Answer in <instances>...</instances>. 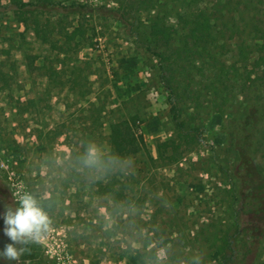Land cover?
<instances>
[{
  "label": "rangeland",
  "instance_id": "obj_1",
  "mask_svg": "<svg viewBox=\"0 0 264 264\" xmlns=\"http://www.w3.org/2000/svg\"><path fill=\"white\" fill-rule=\"evenodd\" d=\"M31 1L0 0V231L25 192L52 224L0 263L264 264L262 227L243 214L257 201L242 198L246 167L264 175V0H54L88 9L36 11L25 26L14 4ZM200 10L222 32L183 57L179 18ZM155 20L174 31L168 44L150 36ZM62 28L80 34L66 57ZM118 119L134 122L149 156L83 169L89 144L110 160Z\"/></svg>",
  "mask_w": 264,
  "mask_h": 264
},
{
  "label": "trees",
  "instance_id": "obj_2",
  "mask_svg": "<svg viewBox=\"0 0 264 264\" xmlns=\"http://www.w3.org/2000/svg\"><path fill=\"white\" fill-rule=\"evenodd\" d=\"M71 8L88 9V7L85 5L74 4L65 6L61 5L58 2H55L54 0H35L31 2H21L19 4H14V10L16 11V13H18L20 21L25 26L26 15H28V17H30L31 19H34V22H36V18L34 16L36 11L43 12ZM179 20L183 23V26H185V34L183 35V39L189 41L187 43L186 41H184V48L180 50V53H182L183 57H189L191 56V53L194 52V50H191L189 47H187L188 44L191 45L190 47L198 46L199 43L202 46L213 44L216 38L214 33L222 32V30H215L213 25L210 23L208 15L203 10L197 11L191 18H179ZM256 29L257 28H252V31ZM59 31L63 38V42L58 45V48L61 49L63 56L66 57L69 49H71L70 47L77 46L79 44V42H73L75 36L79 34V30L77 28H73L71 31H66L62 28ZM173 33V30L164 27L163 23H160L157 20H155L150 27V36L156 43L158 42L168 44L169 40L173 38ZM2 54H4V51H1L0 55ZM156 55L163 57V54H161L160 52H158ZM24 60L25 67L28 72H32L33 70L38 68L37 66H34L33 57L26 55L24 56ZM231 71L232 70L230 66L218 68L217 74L215 75L214 79L219 81V79L223 76L227 78V73H231ZM45 72L47 77L50 78L56 71L53 70V67L47 66V68H45ZM74 73L75 70L71 69L70 74ZM0 81L2 82L0 88L4 89L7 82L6 73H0ZM171 119L174 121L177 130H182L183 124L178 120L177 111L174 106L171 107ZM133 124L134 122L128 119H118L110 122L107 143L109 147L107 153L108 158H119V160L122 161L139 153H145L149 156L142 135L133 130ZM234 154L238 158V160L244 163V150L237 148L235 149ZM242 198L257 201L256 207L253 206L246 209L243 214L250 219L256 220L262 227L260 232L264 233V175H262L258 170L250 168L248 166L246 167L245 172ZM8 243H11V241L4 234L3 228V230L0 231V251H3L5 245ZM6 263L10 264V262Z\"/></svg>",
  "mask_w": 264,
  "mask_h": 264
},
{
  "label": "clouds",
  "instance_id": "obj_3",
  "mask_svg": "<svg viewBox=\"0 0 264 264\" xmlns=\"http://www.w3.org/2000/svg\"><path fill=\"white\" fill-rule=\"evenodd\" d=\"M120 163L119 158L105 162L102 153L94 144H89L80 157L81 167L87 170L101 171ZM17 205L15 208L5 206L4 234L11 243L6 244L3 251H0V257L18 261L22 255L31 251V245L38 244L46 237L52 221L37 196L30 192L23 193Z\"/></svg>",
  "mask_w": 264,
  "mask_h": 264
}]
</instances>
